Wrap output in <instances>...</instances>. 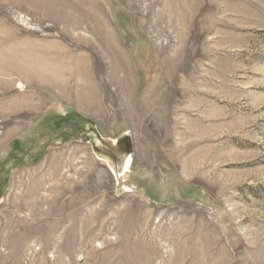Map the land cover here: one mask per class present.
<instances>
[{
    "label": "rangeland",
    "instance_id": "374dc122",
    "mask_svg": "<svg viewBox=\"0 0 264 264\" xmlns=\"http://www.w3.org/2000/svg\"><path fill=\"white\" fill-rule=\"evenodd\" d=\"M0 264H264V0H0Z\"/></svg>",
    "mask_w": 264,
    "mask_h": 264
},
{
    "label": "bare ground",
    "instance_id": "6f19581e",
    "mask_svg": "<svg viewBox=\"0 0 264 264\" xmlns=\"http://www.w3.org/2000/svg\"><path fill=\"white\" fill-rule=\"evenodd\" d=\"M77 6H79V5H77ZM66 7H67V6H66ZM63 8H64V6H63ZM77 8H78V7H77ZM65 9H66V8H65ZM83 10H84V9H83ZM93 10H94V9H93ZM58 11H59V10H58ZM87 12H88V11H87ZM61 13H62V12H61ZM72 14H73V13H72ZM78 14H79V13H78ZM94 14H95V12H94ZM94 14H93V15H94ZM95 15H96V14H95ZM73 16H74V15H73ZM78 16H79V15H78ZM80 16H82V15H80ZM83 16H84V15H83ZM83 16H82V17H83ZM82 17H81V18H82ZM91 17H92V16H91ZM68 18H69V17H67L66 19H68ZM79 18H80V17H79ZM92 18H93V17H92ZM92 18H91V19H92ZM97 18H98V16H97ZM101 19H102V18H101ZM80 20H81V19H79L78 21H80ZM92 20H93V19H92ZM68 21H70V20H68ZM82 21H83V19H82ZM93 21H94V20H93ZM72 22H73V21H72ZM96 22H97V21H96ZM64 23H65V22H64ZM66 23H67V21H66ZM69 23H70V22H69ZM69 23H68L67 25H69ZM94 23H95V22H94ZM72 24H74V23H72ZM105 25H106V24H105ZM70 27H71V26H70ZM95 27H96V26H95ZM98 29H99V28H98ZM97 31H98V30H97ZM106 32H107V34H106L107 39L110 40V41L112 42V41L114 40V38H113V34H112L110 31H106ZM106 32H105V33H106ZM100 34H101V31H100ZM97 35H98V33H97ZM100 36H101V35H100ZM102 36H103V35H102ZM106 37H105V39H106ZM101 38H102V37H101ZM103 38H104V36H103ZM108 40H107V41H108ZM110 41H109V42H110ZM104 42H105V41H104ZM109 42H108V43H109ZM106 43H107V42H106ZM113 43H114V42H113ZM110 46H111V45H110ZM111 47H112V46H111ZM111 47H110V48H111ZM108 48H109V47H108ZM78 61H79V60H77L76 62H78ZM76 62H75V63H76ZM83 63H84V62H83ZM117 64H118V63H117ZM83 65H84V64H83ZM83 65H82V66H83ZM72 66H73V65H72ZM75 66H76V65H74V67H75ZM83 67H85V66H83ZM74 69H75V68H74ZM81 70H82V68H80V67L77 68V74H78V75H81V73H82ZM84 70H85V69H84ZM54 71H56V70H54ZM57 71H58V70H57ZM61 71H62V70L59 69V72H61ZM71 71H72V70H71ZM74 71H75V70H74ZM84 74H85V73H84ZM57 75H58V73H57ZM87 75H88V74H87ZM75 76H76V75H75ZM76 77H77V76H76ZM78 77H79V76H78ZM78 77H77V78H78ZM62 78H63V77H62ZM83 78H84V77H83ZM48 79H51V78H48ZM51 81H52V80H51ZM63 86H64V85H63ZM61 87H62V86H61ZM63 89H64V88H63ZM89 96H90V95H89ZM84 100H85V99H84ZM84 100H83V101H84ZM86 100H87V99H86ZM85 102H86V101H85ZM88 102H89V101H88ZM85 107H86V108H90V103H88V105H86ZM84 109H85V108H84ZM60 159H61V158H60ZM60 159H59V160H60ZM61 174H62V173H61ZM66 185H67V184H66ZM63 189H64V188H63ZM205 241H206V240H205ZM198 242H199V241H198ZM205 243H206V242H204V244H205ZM201 244H202V242H201ZM181 245H182V244H181ZM181 245L179 244V246H180V247H179L180 251H181V252H182V251H185V246H184V245L181 246ZM208 245H209V243H206V244H205V248H208V247H207ZM165 247H167V246H165ZM165 252H166V251H165Z\"/></svg>",
    "mask_w": 264,
    "mask_h": 264
}]
</instances>
